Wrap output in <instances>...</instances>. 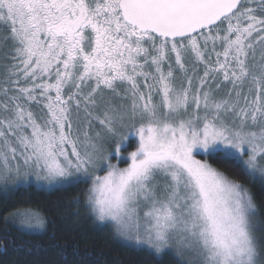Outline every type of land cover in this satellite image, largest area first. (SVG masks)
<instances>
[{
    "label": "snow or ice",
    "instance_id": "obj_1",
    "mask_svg": "<svg viewBox=\"0 0 264 264\" xmlns=\"http://www.w3.org/2000/svg\"><path fill=\"white\" fill-rule=\"evenodd\" d=\"M0 28V239L47 231L12 197L84 184L156 264H264V202L198 158L264 189V0H0Z\"/></svg>",
    "mask_w": 264,
    "mask_h": 264
},
{
    "label": "trees",
    "instance_id": "obj_2",
    "mask_svg": "<svg viewBox=\"0 0 264 264\" xmlns=\"http://www.w3.org/2000/svg\"><path fill=\"white\" fill-rule=\"evenodd\" d=\"M5 31V30H4ZM212 165L225 173L232 180L248 187L255 197L257 205L264 202V189L259 183H253L241 169L230 163L209 156ZM90 184V183H89ZM87 185L80 184L76 187H66L59 190L47 189L37 191L27 189L12 200L24 198L29 200L28 205L38 210L46 218L47 231L44 234L29 235L12 229V235L6 240L0 239V264H17L20 259L35 261V264H63L67 259L68 264H156V261L146 252L116 243L117 237L109 228L99 224L92 217L84 205L82 190ZM79 197V205L74 203V198ZM6 204L9 206L6 207ZM0 229L4 228L3 216L13 210L10 202L0 198ZM264 221V207H259ZM3 233L0 232V236ZM17 246L13 250L12 241ZM30 242V243H29ZM8 245L5 255L4 245ZM33 246H38L33 247ZM33 248L32 254L24 255L27 248ZM67 253L65 256L64 253ZM76 255H73V253ZM163 264H175L171 257H165Z\"/></svg>",
    "mask_w": 264,
    "mask_h": 264
},
{
    "label": "rangeland",
    "instance_id": "obj_3",
    "mask_svg": "<svg viewBox=\"0 0 264 264\" xmlns=\"http://www.w3.org/2000/svg\"><path fill=\"white\" fill-rule=\"evenodd\" d=\"M4 33H5L4 29L0 28V34H4ZM93 130H94V131H98L99 128L96 127V128H94ZM135 147H136V141H135V139H130L127 149L122 151L121 156H122V157H126V156L128 155L129 152L135 150ZM198 158L203 159V160H207V161L210 163V161H209V156H200V157H198ZM244 159H247V155H246V154H245V156H244ZM128 162H130V161H128ZM112 163L117 164V165H118L119 167H121V168L127 166V163H126V162H124L123 160H117V159H115V158H113ZM212 166L215 167L214 165H212ZM215 168H216V167H215ZM216 169L219 170L218 168H216ZM219 171H220V170H219ZM221 172H222V171H221ZM104 174H105L104 171H101V172L98 173V175H104ZM257 174H259V172H258ZM228 178H229V177H228ZM229 179H231V178H229ZM231 180H232V179H231ZM233 181H234V180H233ZM158 182H159L161 185H163L164 180H163L162 178H158ZM89 183H91V182L89 181ZM240 184H241V183H240ZM243 186H244V185H243ZM244 187H245V186H244ZM245 188L249 189L248 187H245ZM249 190H250V189H249ZM259 213H260V215L257 216L256 219H257L258 221L264 223V221H263V219H262V216H261L260 209H259ZM97 222H98V221H97ZM17 223H19V218L17 219ZM98 223H99V224H102V223H100V222H98ZM257 235H261V233L258 232Z\"/></svg>",
    "mask_w": 264,
    "mask_h": 264
}]
</instances>
